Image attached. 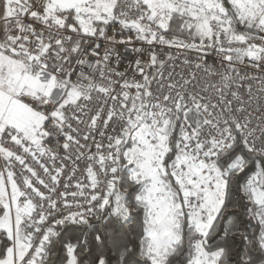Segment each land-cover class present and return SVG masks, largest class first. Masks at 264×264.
Masks as SVG:
<instances>
[{"label": "snow or ice", "instance_id": "6c2138e0", "mask_svg": "<svg viewBox=\"0 0 264 264\" xmlns=\"http://www.w3.org/2000/svg\"><path fill=\"white\" fill-rule=\"evenodd\" d=\"M117 25L148 45L195 50L201 59L215 50L227 64L210 86L215 100L190 90L195 72L166 83L159 73L154 94L157 78L139 60L142 82L114 80L105 71L111 53L95 57L96 40L116 43L110 33ZM173 27L190 39L171 35ZM253 30L264 33V0H0V240L9 242L0 264H48L54 238L67 225H88L105 212L128 220L124 184L144 213L140 258L128 242L109 244L100 234L66 243L67 264H84L77 250L90 247L92 264H169L185 229L192 234L186 264H264V141L247 116L237 115L245 111L239 94L225 97L236 63L249 58L264 65V45L249 42ZM163 65L151 52L148 66ZM53 139L91 162L88 184L77 180L58 191L64 166H56L58 154L47 146ZM44 157L50 164L40 163ZM14 165L26 173L19 182ZM244 201L262 230L253 234L250 251L233 258L227 241L239 229L217 226ZM218 231L222 243L210 245Z\"/></svg>", "mask_w": 264, "mask_h": 264}, {"label": "built area", "instance_id": "2783aa9c", "mask_svg": "<svg viewBox=\"0 0 264 264\" xmlns=\"http://www.w3.org/2000/svg\"><path fill=\"white\" fill-rule=\"evenodd\" d=\"M130 15H134V12H131ZM110 35L116 43H113L112 40H96L97 43H100L101 47L97 49L100 56L95 57V59H101L106 50L111 53L105 71L110 73L114 80H120L121 82L127 80L129 83L142 82V75L137 71L136 66V61L139 60L141 62L140 66L145 68V74L149 75L150 78L153 76L157 78L151 83V89L154 94H159L157 85V80H160L159 73L162 72L164 77L163 80H160V83H166L169 76L173 79H179L181 76L187 77L190 72H195L196 80L190 90L215 100L214 89L210 86L219 83L220 78L218 73L225 71L227 68V64L222 61V57L215 50H209L208 54L201 59V54H198L195 50L190 51L166 45H148L138 40L135 32L124 31L121 33L118 25L111 30ZM189 39L190 37L185 42ZM121 40L125 41V43H119ZM249 42L264 45V43L257 42L255 39ZM89 43L91 44L92 42L90 41ZM134 49H140L141 51H135ZM153 51L156 52L158 59L164 61L162 68L148 66L149 55ZM169 56L172 57L171 60L168 59ZM185 60L188 63H185ZM197 63L202 64L199 70L193 67ZM234 67L236 71L232 74L233 80L231 86L225 90V97L227 100H233L232 93L236 92L239 94L240 98L245 101V111L237 115L241 118L247 116L251 120L249 128L255 131L258 142L264 141V65L256 67L253 61L245 58L243 63H236ZM205 69L209 71H205ZM211 72L217 74H210ZM116 73L122 75L117 76ZM206 87L207 91H204ZM249 88L251 89L250 92L248 91ZM237 106V103L233 101L232 108L235 109ZM62 143L63 140L53 139L47 145L49 148H53L58 154L56 166L59 167L61 164L64 166L58 191L64 190L63 185L65 183L74 185L77 180L88 184V180L86 179V166L91 162L83 157L77 160L75 146L70 147L65 152L61 147ZM92 152H95V148H92ZM65 157H71V159H66ZM27 162L34 168L40 178L47 181V175L43 173L40 165L35 160L29 158ZM40 163L50 164V161H48L47 157H44L40 160ZM3 167H5V164L3 159L0 158V168ZM73 168H75L74 174ZM13 170L17 173L16 178L18 182L22 175H26L19 165H14ZM69 175H72L71 181L67 179ZM68 190L75 191L76 189L70 187ZM85 191L87 194L89 190L85 189ZM71 199L69 197V200Z\"/></svg>", "mask_w": 264, "mask_h": 264}, {"label": "trees", "instance_id": "16d2710c", "mask_svg": "<svg viewBox=\"0 0 264 264\" xmlns=\"http://www.w3.org/2000/svg\"><path fill=\"white\" fill-rule=\"evenodd\" d=\"M171 35L178 36L184 41L189 38L186 32L181 33L176 27L172 28ZM251 35L257 42L264 43V40L261 39V37L264 36V33H259L256 30H253ZM241 176H243V174H241ZM236 182V178H234L232 182L233 191H235ZM121 183H123V181H121ZM123 186L128 188L126 196L128 197L127 204L131 212L128 220L125 221L113 217L105 212L99 217V219L90 217L88 225H67L63 231H61L60 236L54 238V242L51 245L48 264H67L66 257L68 254L66 252L65 244L68 242L75 243L74 237L80 236L82 239L86 238L91 241L96 235L100 234L109 238V244H111L113 239L128 242L132 246V251L137 254L136 258H140L137 245L142 233L144 213L142 209L136 207L132 202L131 194L133 188L128 187L127 184H124ZM117 187L120 188L121 184L118 183ZM244 203H247V201H244L236 208L230 207L224 214L220 224L217 226L218 230L223 229L226 226H232L238 228L239 232L247 234V240H245L239 232L229 236L227 246L230 248L231 256L233 258H235L237 254L250 251L252 249L251 240L253 234L259 233L262 230L256 220L250 219L247 216L243 206ZM218 235L219 231L217 234L213 235L211 240H209L210 245L222 243V241L217 239ZM191 239L192 234L185 229L181 245L175 255L169 258V264H186L187 253L189 251V241ZM5 244H9L6 239L0 240V252L4 251ZM77 252L79 259L84 261V264H92L95 259L96 253L91 247L87 252H80L79 249Z\"/></svg>", "mask_w": 264, "mask_h": 264}]
</instances>
